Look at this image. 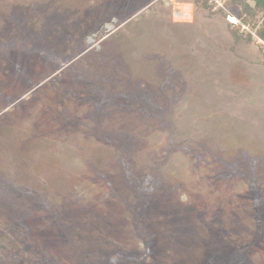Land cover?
<instances>
[{
	"label": "rangeland",
	"instance_id": "1",
	"mask_svg": "<svg viewBox=\"0 0 264 264\" xmlns=\"http://www.w3.org/2000/svg\"><path fill=\"white\" fill-rule=\"evenodd\" d=\"M219 3L0 0V264H264V11Z\"/></svg>",
	"mask_w": 264,
	"mask_h": 264
},
{
	"label": "trees",
	"instance_id": "2",
	"mask_svg": "<svg viewBox=\"0 0 264 264\" xmlns=\"http://www.w3.org/2000/svg\"><path fill=\"white\" fill-rule=\"evenodd\" d=\"M237 1L240 2L241 5L243 6L241 18L243 19V16L246 15V17L243 20L245 21L246 24L248 23V25H250L251 23H249L246 18L252 17V20H254L253 10L264 11V0H237ZM248 2H253L255 4V7L252 8ZM237 18L239 19L238 16H237ZM258 35H260L262 38H264V32L263 31H258ZM248 37L250 39H252L251 35H248Z\"/></svg>",
	"mask_w": 264,
	"mask_h": 264
},
{
	"label": "bare ground",
	"instance_id": "3",
	"mask_svg": "<svg viewBox=\"0 0 264 264\" xmlns=\"http://www.w3.org/2000/svg\"><path fill=\"white\" fill-rule=\"evenodd\" d=\"M229 21L233 22V23H236L237 22V19L235 17H230Z\"/></svg>",
	"mask_w": 264,
	"mask_h": 264
},
{
	"label": "water",
	"instance_id": "4",
	"mask_svg": "<svg viewBox=\"0 0 264 264\" xmlns=\"http://www.w3.org/2000/svg\"><path fill=\"white\" fill-rule=\"evenodd\" d=\"M99 37H101V39L104 38V36H102V35H99Z\"/></svg>",
	"mask_w": 264,
	"mask_h": 264
},
{
	"label": "built area",
	"instance_id": "5",
	"mask_svg": "<svg viewBox=\"0 0 264 264\" xmlns=\"http://www.w3.org/2000/svg\"><path fill=\"white\" fill-rule=\"evenodd\" d=\"M215 2H218L219 3V0H215ZM220 4V3H219ZM236 24V23H235Z\"/></svg>",
	"mask_w": 264,
	"mask_h": 264
},
{
	"label": "clouds",
	"instance_id": "6",
	"mask_svg": "<svg viewBox=\"0 0 264 264\" xmlns=\"http://www.w3.org/2000/svg\"><path fill=\"white\" fill-rule=\"evenodd\" d=\"M231 22V21H230ZM231 23H233V22H231ZM235 24V23H234Z\"/></svg>",
	"mask_w": 264,
	"mask_h": 264
}]
</instances>
